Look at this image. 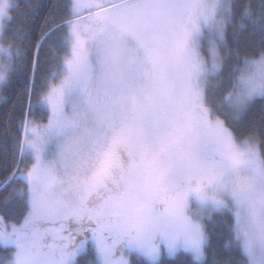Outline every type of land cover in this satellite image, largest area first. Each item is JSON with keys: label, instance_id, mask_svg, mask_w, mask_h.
<instances>
[{"label": "snow or ice", "instance_id": "snow-or-ice-1", "mask_svg": "<svg viewBox=\"0 0 264 264\" xmlns=\"http://www.w3.org/2000/svg\"><path fill=\"white\" fill-rule=\"evenodd\" d=\"M13 99L0 264H264V0H0Z\"/></svg>", "mask_w": 264, "mask_h": 264}, {"label": "trees", "instance_id": "trees-1", "mask_svg": "<svg viewBox=\"0 0 264 264\" xmlns=\"http://www.w3.org/2000/svg\"><path fill=\"white\" fill-rule=\"evenodd\" d=\"M12 103H15L14 99L11 101L7 109H5L3 105H0V125H3L4 123H6L8 121L9 116L12 114V108H11ZM11 139L12 137L10 136L9 137L10 142H11Z\"/></svg>", "mask_w": 264, "mask_h": 264}]
</instances>
